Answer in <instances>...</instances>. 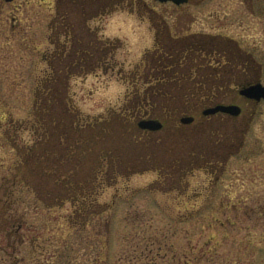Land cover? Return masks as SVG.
Instances as JSON below:
<instances>
[{"label":"rangeland","instance_id":"obj_1","mask_svg":"<svg viewBox=\"0 0 264 264\" xmlns=\"http://www.w3.org/2000/svg\"><path fill=\"white\" fill-rule=\"evenodd\" d=\"M95 1L98 8L105 6L106 14L93 21L125 11L143 31L139 42L132 43L136 33L128 17H114L109 26L121 33L109 40L117 46L116 64L82 70L53 65L43 57L59 51L51 44L54 36L48 28L55 15L53 0H0V199L7 191L15 204L12 216L23 224L20 234L30 240L18 256L23 255L27 264H264V153L249 162L235 158L218 187L204 189L207 179L195 167L199 120L179 125L185 107L198 99L182 94L159 98L156 114L164 126L151 136L139 135L132 124L133 94L145 88L144 80H135L144 72L138 64L150 58L146 53L154 47L153 25L161 22L157 16L149 18L148 8L163 13L170 27L173 23L179 27L182 21L180 25L190 24L192 31L227 34L244 45L243 37L256 26L264 28L257 10L264 3L192 0L175 6L153 0ZM107 8L112 10L106 12ZM93 21L89 26L99 28L95 37L100 39V27H93ZM261 36L254 39L260 41ZM49 77L60 82L51 92L61 91L59 107L70 99L81 116L79 127H88L89 139L84 138L81 147L89 146L90 155L99 149L110 155L109 165L99 164L94 156L83 158L80 152L78 174H87L93 164L109 172L107 179L99 178L93 185L101 211L85 220L71 217V201L45 200L44 192L55 188L51 173L38 177L29 172L37 169L30 159L20 165L21 149L42 137L36 118L47 106L42 95ZM72 133L75 130L68 138ZM189 165L192 172L187 174ZM17 169L28 170L23 172L30 187L12 179ZM6 233H0L3 264L8 261L3 251H11Z\"/></svg>","mask_w":264,"mask_h":264},{"label":"flooded vegetation","instance_id":"obj_2","mask_svg":"<svg viewBox=\"0 0 264 264\" xmlns=\"http://www.w3.org/2000/svg\"><path fill=\"white\" fill-rule=\"evenodd\" d=\"M4 1L14 2V0ZM259 1L261 4L264 3V0ZM191 2L192 0H188L175 6L187 5ZM96 5L95 0H53L55 15L49 22L48 28L54 36L50 39L51 44L59 51L50 55L51 58H47L44 54L46 61L52 60L53 65L60 67L82 70L87 67L102 68L116 64L113 62V54L117 46L112 45L111 43L114 42L109 40L97 39L95 36L99 28L89 26V21H93L96 16L106 14L103 8L105 6L98 8ZM106 10L110 12L112 9ZM257 10L259 15L262 13L260 17L263 23L264 8L261 6ZM148 12H150L149 18L154 15L160 19L161 27L153 25L154 47L146 53L150 58L138 64L144 68V72L142 75L138 74L135 80H144L145 88L133 94V105L136 109L132 110L136 112V116L132 124L139 135L151 136L157 131L142 130L139 124L146 120H157L161 123L160 130H162L163 122L156 114L159 98L177 97L182 94L184 97L198 99L197 102L185 107L179 125H189L196 119L199 120L197 128L199 154L196 162L198 165L196 164L195 167H199L207 179L208 184L204 189L208 186L216 189L232 160L238 158L249 162L251 157L264 153V97L256 90H248L255 86L264 87V28L260 29L256 26L250 36L243 37V42L246 43L242 45L239 39L227 34L206 30L192 31L190 24L180 25L182 21L177 24L179 27H175L174 23L170 27L163 13L154 8H148ZM176 19L180 17L177 15ZM172 28L181 35L174 36ZM182 30L186 32L183 33ZM256 34L262 35L260 41L254 39ZM249 39H252L251 42H247ZM219 106H231L233 109L231 112H214L213 110ZM64 109V114L70 116L67 123L70 127L66 129V138L71 145L72 160L75 159V165L71 167L72 174L89 178L90 187L93 188L92 181L95 182L99 178L107 179L109 172L107 174L105 170H100L93 164L92 169L86 171L87 174H78L79 158L77 157L80 152L83 158L87 156L91 158L94 155H90V150L87 149L89 146L81 147L78 142V128L73 122L76 121L73 111L75 109L70 99L66 100ZM192 112L197 113L198 118L194 114L191 115ZM183 119L189 120V123H183ZM69 129L75 130V133L71 134L74 138L73 136L71 139L68 138ZM84 151L87 152L83 155ZM60 152L64 157L63 149L62 151L60 149ZM105 156L107 157L98 161L99 164L102 161H109V153ZM80 164L82 165V161ZM190 169L192 170L191 165L187 174L192 172ZM9 214V218L2 220L5 226L0 230V233L7 232L5 234L8 241L7 248L11 249V251H3L10 261H7V264H27L24 256L18 255L21 254L20 248L26 243L30 246V240H26L27 237L20 234L22 221L14 219L11 210ZM33 263L41 264V262Z\"/></svg>","mask_w":264,"mask_h":264},{"label":"trees","instance_id":"obj_3","mask_svg":"<svg viewBox=\"0 0 264 264\" xmlns=\"http://www.w3.org/2000/svg\"><path fill=\"white\" fill-rule=\"evenodd\" d=\"M113 65L114 64H111V67ZM47 80L48 81H46V87L49 88L42 95L43 100H46L47 106L45 105L42 108V114H40V116L36 118L37 123L40 127L39 129H41L42 134L40 135H42V137H39V140H37L35 145L26 147V149H23V151L21 149V152L24 153L21 155L20 165L21 167H23L25 165L24 162L27 164L30 159L34 161L37 169L35 171L29 170V172L33 171L32 173L38 175V177H40V175L42 174L45 175L51 173V175L53 176V178L51 179L54 180L55 188H53L52 193L49 192V190H46L44 192L43 195H45V200L58 199L59 197H61L60 199H67L72 202L74 207L71 217H81V219L85 217V220L89 216H94L101 211L100 207H98L97 203L95 202L98 192L96 193V191L93 189L94 187H90L91 180L89 178H86L85 176H74L72 174L73 169L71 167L72 163L73 165H75V159L73 158L72 160V152L70 151L71 145L66 138V129L70 127L67 126L70 116L67 113L64 114L65 109L63 106L59 107L61 91H57V93L55 92L53 94L51 93L55 89L54 85L59 82L58 78L54 80V78L49 77ZM49 81L51 82L49 83ZM73 111L76 118V121L74 120L73 122H75V127L77 125L78 128V142L83 146V144L85 143L83 142V139H89L85 134L88 127L86 126L87 129L85 126L79 127L78 123L81 116L79 112L75 110ZM62 112L63 114H61ZM60 149L61 151L63 149L64 157H62ZM87 149L88 151L91 150L90 148ZM85 153L86 151L83 152V155ZM105 154H108L107 150L99 149L98 153H95L94 157L98 159H96V161H99L100 158H106ZM77 158H80V156H78ZM41 160H44V162H42ZM23 171L26 172L28 170H15L12 179L15 181L19 178L24 185L27 184L28 187H30V182H28L27 178L24 176L25 172ZM92 182V184L94 185L95 182ZM42 191L43 190H41V192ZM6 192L0 199V230L4 229L5 226L2 220L10 216L9 211L12 210L13 205H15L14 201L11 200L12 198L8 193L6 194Z\"/></svg>","mask_w":264,"mask_h":264},{"label":"clouds","instance_id":"obj_4","mask_svg":"<svg viewBox=\"0 0 264 264\" xmlns=\"http://www.w3.org/2000/svg\"><path fill=\"white\" fill-rule=\"evenodd\" d=\"M119 15H125L128 17L129 22H130V27L133 29V32L136 33V35H134L133 39H132V43H137L140 40V35H142V26L140 25L139 21L135 19L134 16H132L129 13H126L125 11H121L118 13H113L108 15L107 17H102L100 19H96L95 21L92 22V26L96 27L99 26L100 27V31H99V36L101 40H110L113 39L119 35H121V33L119 32H115L110 28V23L112 21V19L116 16ZM148 42L145 41L144 44L146 45ZM123 86L121 87V92H123Z\"/></svg>","mask_w":264,"mask_h":264},{"label":"water","instance_id":"obj_5","mask_svg":"<svg viewBox=\"0 0 264 264\" xmlns=\"http://www.w3.org/2000/svg\"><path fill=\"white\" fill-rule=\"evenodd\" d=\"M156 1H160V2H168L171 1L176 5L182 4V3H186L188 0H156ZM250 90V89H249ZM252 90H256L258 91L259 95H262L264 97V88H260L258 86L253 87ZM231 107H224V106H219L217 108H215L213 111H225V112H231ZM183 123H189V120H182ZM141 129H145V130H158L161 125L158 121L155 120H148V121H142L139 124Z\"/></svg>","mask_w":264,"mask_h":264}]
</instances>
